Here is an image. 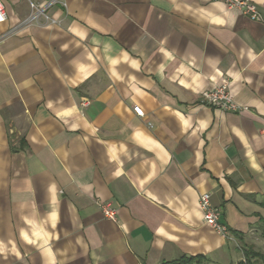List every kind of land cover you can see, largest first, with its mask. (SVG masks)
<instances>
[{
	"label": "crops",
	"instance_id": "0c3cea01",
	"mask_svg": "<svg viewBox=\"0 0 264 264\" xmlns=\"http://www.w3.org/2000/svg\"><path fill=\"white\" fill-rule=\"evenodd\" d=\"M248 1L259 20L222 0H60L52 24L2 0L0 264H239L264 223V0ZM223 84L246 110L202 104Z\"/></svg>",
	"mask_w": 264,
	"mask_h": 264
},
{
	"label": "built area",
	"instance_id": "2783aa9c",
	"mask_svg": "<svg viewBox=\"0 0 264 264\" xmlns=\"http://www.w3.org/2000/svg\"><path fill=\"white\" fill-rule=\"evenodd\" d=\"M29 2L31 7V15L26 20L25 23H36L41 16H44L46 21L51 22L52 24H57V22L51 19L46 13V11L59 3L60 0H48L46 6H40V0H26ZM225 2L229 8L239 10L244 15L251 17L252 19L259 20V13L257 6L248 0H222ZM8 16L5 10V6L0 0V25L7 22ZM202 104L209 107L218 108L224 112H233L238 113L246 110L240 106L231 96L228 84H223L217 86L216 88L205 92L202 96ZM84 106H87L88 103H84ZM135 113L137 116L143 117L144 111L141 108L135 107ZM104 216L112 221H117V211L113 208L111 203H98ZM200 207L203 212L204 222L214 229L220 236L223 238H228L230 234L229 227L222 222V212L216 209L212 205L211 195L206 193L200 196Z\"/></svg>",
	"mask_w": 264,
	"mask_h": 264
},
{
	"label": "trees",
	"instance_id": "16d2710c",
	"mask_svg": "<svg viewBox=\"0 0 264 264\" xmlns=\"http://www.w3.org/2000/svg\"><path fill=\"white\" fill-rule=\"evenodd\" d=\"M261 231L263 232L264 235V223L261 226ZM204 261H206L204 257L203 258L186 257L176 262H172L171 264H204L205 263ZM259 261H262V263H264V254L256 251V249H254L251 246L242 249V259L239 262V264H259Z\"/></svg>",
	"mask_w": 264,
	"mask_h": 264
},
{
	"label": "rangeland",
	"instance_id": "374dc122",
	"mask_svg": "<svg viewBox=\"0 0 264 264\" xmlns=\"http://www.w3.org/2000/svg\"><path fill=\"white\" fill-rule=\"evenodd\" d=\"M241 249H244L248 246L253 247L256 251L264 254V235L263 232H258V234L253 235L252 238L248 239L246 242L242 243ZM242 257V254H241ZM259 264H264L262 261H259Z\"/></svg>",
	"mask_w": 264,
	"mask_h": 264
}]
</instances>
